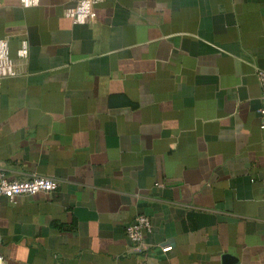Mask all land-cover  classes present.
Here are the masks:
<instances>
[{"label": "crops", "instance_id": "obj_1", "mask_svg": "<svg viewBox=\"0 0 264 264\" xmlns=\"http://www.w3.org/2000/svg\"><path fill=\"white\" fill-rule=\"evenodd\" d=\"M79 1L0 6L17 67L0 86V169L59 182L0 197V254L264 264V0H103L75 24ZM140 214L152 230L136 248Z\"/></svg>", "mask_w": 264, "mask_h": 264}, {"label": "built area", "instance_id": "obj_2", "mask_svg": "<svg viewBox=\"0 0 264 264\" xmlns=\"http://www.w3.org/2000/svg\"><path fill=\"white\" fill-rule=\"evenodd\" d=\"M103 0H80L76 5L65 10V16L75 24H85L94 21L97 17L95 6ZM25 7L37 6L40 0H21ZM2 0H0V6ZM28 52L27 44L24 43L20 55L25 56ZM17 67L15 60L10 55V45L7 38H0V86L4 78L15 76ZM258 80L262 89V100L264 102V70L258 69ZM260 126L264 128V104L259 109ZM59 182L56 178L31 174L26 178L11 177L7 172L0 169V197L5 196L14 201L22 195H34L38 193L48 194L56 190ZM152 230L151 219L145 215H138L135 220L126 227V234L136 248L144 243L145 236ZM168 248V247H167ZM0 264H8L4 255L0 254Z\"/></svg>", "mask_w": 264, "mask_h": 264}]
</instances>
